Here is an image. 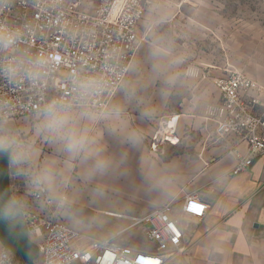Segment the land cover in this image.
I'll use <instances>...</instances> for the list:
<instances>
[{
  "label": "built area",
  "instance_id": "2783aa9c",
  "mask_svg": "<svg viewBox=\"0 0 264 264\" xmlns=\"http://www.w3.org/2000/svg\"><path fill=\"white\" fill-rule=\"evenodd\" d=\"M150 3L0 0V122L60 109L98 115L108 111L145 40L143 23ZM214 82L221 100L209 111L216 121L213 142L233 137L248 147L249 154L239 157L234 167L238 174L264 155V104L260 93H252L260 86L238 70ZM172 137L171 131H158L152 147L157 149L162 141L179 142ZM32 195L49 208L46 213L19 209L26 231L41 236L38 264H179L184 255V230L173 201L131 217L118 233L135 232L145 243L137 239L86 243L80 231L58 215L42 182ZM206 211L207 204L193 194L183 197L179 209L196 219ZM0 264H13L9 252L2 253Z\"/></svg>",
  "mask_w": 264,
  "mask_h": 264
},
{
  "label": "crops",
  "instance_id": "0c3cea01",
  "mask_svg": "<svg viewBox=\"0 0 264 264\" xmlns=\"http://www.w3.org/2000/svg\"><path fill=\"white\" fill-rule=\"evenodd\" d=\"M217 72L188 71L189 93L177 110L163 102L159 107L142 103L138 108L137 104L130 112L127 102H118L126 94L121 91L101 115L84 110L67 113L72 115L74 133L38 160L39 181L54 203H64L65 216L80 231L71 215V195L85 186L124 191L123 211L105 210L114 219L102 227L100 237L89 236L86 243L111 239L129 225L131 217L173 201L184 230L179 264H264V155L249 169L234 174L239 157L249 154L247 144L233 137L213 142L216 121L209 111L221 100L214 80L224 76ZM249 75L260 86L252 93H260L264 104V72ZM262 109L257 107L258 112ZM158 131H171L180 140L175 144L162 141L155 149L152 141ZM186 194L207 204L201 219L179 212ZM34 207L38 212L49 211L43 201H36ZM8 208L6 219L11 227L0 235V257L9 252L13 264H38L41 236L26 231L19 212L29 210L13 197Z\"/></svg>",
  "mask_w": 264,
  "mask_h": 264
},
{
  "label": "rangeland",
  "instance_id": "374dc122",
  "mask_svg": "<svg viewBox=\"0 0 264 264\" xmlns=\"http://www.w3.org/2000/svg\"><path fill=\"white\" fill-rule=\"evenodd\" d=\"M150 1L143 23L145 40L116 94L126 93L117 101L127 102L125 107L131 108L130 112L137 104L143 107L142 103L144 107H159L164 102L168 108H180L189 93L190 86L185 83L188 71L217 69L220 75L230 70L264 72V0ZM98 2L93 0L94 4ZM69 111L60 109L0 122V152L4 151L7 158L10 196L29 211L38 210L32 190L39 184L40 154L53 151L66 142V135L70 138L74 133ZM70 197L71 215L85 242L89 236L100 237L102 227L114 219L105 210L123 211L125 207L124 191L118 187L85 186ZM61 202L54 203L58 215L75 227L65 216L66 206ZM137 235L115 233L109 238L145 243Z\"/></svg>",
  "mask_w": 264,
  "mask_h": 264
},
{
  "label": "water",
  "instance_id": "95a60500",
  "mask_svg": "<svg viewBox=\"0 0 264 264\" xmlns=\"http://www.w3.org/2000/svg\"><path fill=\"white\" fill-rule=\"evenodd\" d=\"M11 201L8 184L7 158L4 151L0 152V235L10 230V223L6 219L9 203Z\"/></svg>",
  "mask_w": 264,
  "mask_h": 264
},
{
  "label": "bare ground",
  "instance_id": "6f19581e",
  "mask_svg": "<svg viewBox=\"0 0 264 264\" xmlns=\"http://www.w3.org/2000/svg\"><path fill=\"white\" fill-rule=\"evenodd\" d=\"M173 139H176L175 137H172Z\"/></svg>",
  "mask_w": 264,
  "mask_h": 264
}]
</instances>
